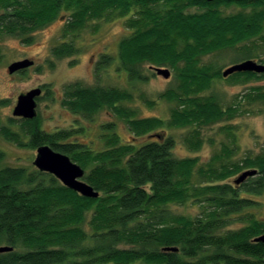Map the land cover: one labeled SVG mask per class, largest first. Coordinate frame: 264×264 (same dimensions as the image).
I'll return each instance as SVG.
<instances>
[{
    "label": "trees",
    "instance_id": "trees-1",
    "mask_svg": "<svg viewBox=\"0 0 264 264\" xmlns=\"http://www.w3.org/2000/svg\"><path fill=\"white\" fill-rule=\"evenodd\" d=\"M231 6L240 11L223 14L221 8ZM60 12L67 14L64 36L88 20L123 18L128 33L117 44V58L104 55L100 65L117 61L129 81L145 80L137 69L142 64L169 67L176 82L161 96L174 104L166 121L135 118L126 105L132 95L110 87L69 84L62 107L84 118L108 109L135 139L165 125L188 128L191 150L201 146L198 128L231 119L242 101L222 108L203 95L220 72L199 59L232 49L241 62L259 58L256 41L264 46L262 0H0V36H25ZM75 52L72 41L51 49L57 59ZM229 79L250 81L264 74L234 73ZM243 98L247 104L262 103L264 90L253 88ZM15 121L17 131L11 127ZM112 127H101L103 148L93 150L73 141L85 133L83 127L46 132L38 115L0 122V140L33 150L49 145L79 165L82 180L99 193L85 198L49 174L4 165L0 150V246L12 248L0 253V264H264V243L254 241L264 235V217L250 212L260 206L254 197L264 195V150L234 161L236 150L223 144L200 165L196 158L174 157L171 137L156 133L160 138L136 146L107 134ZM247 170L257 174L235 184ZM186 204L197 205L199 214L172 210ZM234 223L239 226L229 227Z\"/></svg>",
    "mask_w": 264,
    "mask_h": 264
},
{
    "label": "rangeland",
    "instance_id": "rangeland-1",
    "mask_svg": "<svg viewBox=\"0 0 264 264\" xmlns=\"http://www.w3.org/2000/svg\"><path fill=\"white\" fill-rule=\"evenodd\" d=\"M223 14H234L240 11L237 6L221 8ZM66 12H60L50 23L33 30L25 36H0V122L8 124L11 120H20L12 115V109L19 94L25 93L34 88L41 89V95L36 99V113L41 121V128L46 132L71 129L85 133L76 135L73 139L93 150L103 148L100 139L101 127L112 125L113 130L123 143H134L136 146L153 141L151 137L156 133L164 138L171 137L174 140L172 154L178 159L196 158L198 164L202 165L210 161L211 155L220 151L221 145L236 150L231 156L232 160H238L246 155L259 154L264 150V102L247 104L243 96L253 88L264 90V79L250 81L232 80L229 76L223 78L221 72L231 65L240 61L241 55L232 49L221 50L199 59L200 65H206L211 71L220 72L219 77L211 80L210 86L203 93L217 100L222 108L234 106L239 100V111L231 119H224L209 126L197 129L201 140L199 150H191L187 144L190 137L188 128L166 126L154 131L150 136L145 135L136 138L127 130L126 124L115 114L103 109L90 118L80 115H73L61 105V98L65 86L72 83H79L84 87H110L129 92L133 99L126 104L134 112L135 118H158L163 121L169 119L171 108L174 104L162 98L171 87H175L174 72L166 67L170 76L165 79L150 69L149 65L142 64L137 67L144 81H129L124 70L117 61H113L107 67L104 63L100 65L104 55L117 58V44L119 40L127 35L123 24V18L112 16L97 20H88L84 27L73 33L63 35V28L66 24ZM29 38V42H24ZM72 41L75 47V54L70 57L57 59L52 56L51 49L63 42ZM258 45L256 54L259 58L250 60L260 63L264 62V46ZM28 59L33 65L25 70L9 74L7 67L16 61ZM261 62L260 64H264ZM150 103V104H149ZM19 121L11 126L13 131L18 130ZM233 133L234 144L231 142ZM0 150L5 153L4 165L12 167H24L31 170L32 161L35 157V150L28 147H17L13 143L0 140ZM35 169V168H34ZM254 177V176H253ZM236 176L230 178L233 184ZM250 178V177H249ZM260 202V206L250 212L258 218L264 217V195L254 197ZM176 213L195 216L199 214L200 208L197 205L186 204L184 206H173ZM239 224H231L235 228Z\"/></svg>",
    "mask_w": 264,
    "mask_h": 264
},
{
    "label": "water",
    "instance_id": "water-1",
    "mask_svg": "<svg viewBox=\"0 0 264 264\" xmlns=\"http://www.w3.org/2000/svg\"><path fill=\"white\" fill-rule=\"evenodd\" d=\"M206 2H213L217 0H203ZM240 2L243 0H233ZM256 1V0H246ZM264 1V0H262ZM33 65V61L23 59L11 63L7 67L9 74L25 70ZM157 75L167 79L170 76V72L167 68L151 67ZM234 73H255L257 75L264 74V64L252 61L250 59L235 63L221 72V76L226 78ZM41 89L34 88L25 93H21L16 98V103L12 109V115L16 118L24 120H32L37 116L36 99L40 97ZM151 137L160 138L159 135H151ZM33 167L39 172L49 174L53 176L59 183L81 195L85 198H97L99 193L95 191L89 184L82 180L85 172L77 164L73 163L69 157L60 152L54 151L49 145H41L35 149V157L32 161ZM257 174L256 170H247L242 172L235 180V184L244 182L247 178L253 177ZM255 242L264 243V235H261L254 239ZM9 246H0V253L11 251ZM167 250L176 251L175 248H169ZM264 262V255L262 258Z\"/></svg>",
    "mask_w": 264,
    "mask_h": 264
},
{
    "label": "flooded vegetation",
    "instance_id": "flooded-vegetation-1",
    "mask_svg": "<svg viewBox=\"0 0 264 264\" xmlns=\"http://www.w3.org/2000/svg\"><path fill=\"white\" fill-rule=\"evenodd\" d=\"M24 120V119H23Z\"/></svg>",
    "mask_w": 264,
    "mask_h": 264
}]
</instances>
